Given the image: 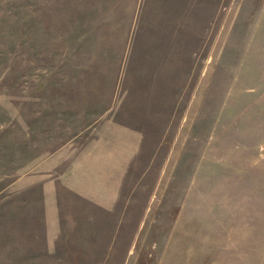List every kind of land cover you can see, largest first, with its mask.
<instances>
[{"label": "rangeland", "instance_id": "1", "mask_svg": "<svg viewBox=\"0 0 264 264\" xmlns=\"http://www.w3.org/2000/svg\"><path fill=\"white\" fill-rule=\"evenodd\" d=\"M0 264H264V0H0Z\"/></svg>", "mask_w": 264, "mask_h": 264}, {"label": "crops", "instance_id": "2", "mask_svg": "<svg viewBox=\"0 0 264 264\" xmlns=\"http://www.w3.org/2000/svg\"><path fill=\"white\" fill-rule=\"evenodd\" d=\"M115 149V148H113ZM127 153L126 152H119L118 156L120 159L123 160V163L126 165L128 162V157H127ZM76 162L79 164H83L82 166H79L80 168L85 169L88 165H92L94 164L96 166V170L99 174V176L101 177H107V179L111 182L114 183L112 190L116 193L117 190V186L118 183H120V178L121 175L124 173V171L122 172V168L119 165L114 166V165H110L113 162V155L111 153H98V152H94V153H90L88 151H85L83 153H81V155L76 159ZM104 163L105 165L103 166H98V164L100 163ZM115 162V161H114ZM122 161L119 160V163H121ZM116 164V162H115ZM75 189V191H77V193H80L84 196H86L87 198H91L94 199V189L91 186L90 183H86L83 185H75L73 187ZM107 203V202H106ZM104 203V204H106ZM48 209V207H47ZM52 219V217H51Z\"/></svg>", "mask_w": 264, "mask_h": 264}]
</instances>
